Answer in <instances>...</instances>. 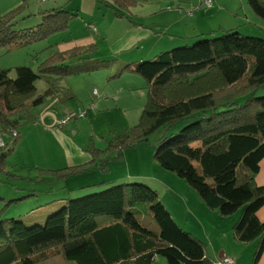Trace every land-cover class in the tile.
<instances>
[{"label":"trees","instance_id":"16d2710c","mask_svg":"<svg viewBox=\"0 0 264 264\" xmlns=\"http://www.w3.org/2000/svg\"><path fill=\"white\" fill-rule=\"evenodd\" d=\"M113 2L124 6L130 1ZM247 4L264 20V0H247ZM22 8L0 17V46L19 47L47 38L68 29L74 16L60 7L41 9L39 23L16 29L15 16ZM91 49L94 47L55 53L35 69L17 65L12 76L9 68H0L3 164L22 139L20 127L40 122L33 108L41 109L48 98L70 99V77L108 62L91 57ZM125 72L137 74L146 84V102L138 120L123 133L110 135L103 148L91 140L86 147L91 157L88 162L39 171L54 180L94 169L108 172L111 159L121 160L124 149L160 132L153 160L184 180L220 216L240 211L232 234L241 244L257 242L251 261L257 264L264 251V222L256 215L264 204V187L254 181L264 157V36H247L237 28L211 30L152 57L125 62L112 77ZM41 79L47 87L37 94L36 82ZM82 110L66 115L58 126H64V120L82 118L78 116ZM13 131L15 135H11ZM109 181L100 179L58 196L53 202L56 207H49L54 210L40 224L26 226L22 219L37 212L38 200L39 205L33 207L26 202L22 208L16 206L10 210L11 216H2L1 208L0 264H38L55 254L61 255L63 264H153L157 257L164 258L165 264L207 261L202 242L175 222L154 187L140 182L109 185ZM93 186L100 192L89 194ZM27 198L23 194L7 203L20 204ZM146 203L158 231L136 218L140 210L135 206Z\"/></svg>","mask_w":264,"mask_h":264},{"label":"crops","instance_id":"0c3cea01","mask_svg":"<svg viewBox=\"0 0 264 264\" xmlns=\"http://www.w3.org/2000/svg\"><path fill=\"white\" fill-rule=\"evenodd\" d=\"M24 1L25 0H6L5 2L0 1V17L8 11L20 5H23ZM74 1L77 5L73 3V9H70L65 4L43 5L38 9V17H35L36 20L34 23L37 24V21L39 23L41 18V14H39V12L41 9L50 10L60 7L61 9L69 11L70 13H74L73 17L75 18V20L79 21V25L83 23L84 26L86 24L89 32L84 36H81V39L83 40L86 37H92L93 41L90 42V46L94 47L96 52L98 50L99 38L107 44V48L105 51L101 52L99 50L97 53L98 57H100L101 55L107 57L100 58L101 60L108 61L104 65L107 68H110V72L106 75V80H109L107 83H105V76L103 73H101V78L93 82L92 84L84 83V77L95 74L93 73V71L89 72L90 74L84 73L81 75H75L68 79L69 87L74 89L75 92L80 91L81 88H85L88 90L86 93L82 94L81 98L83 99L84 96L86 97V95H88L85 100L90 101L87 103V107L80 108L79 111H81L82 109H86L89 105H91L93 100V96L91 94L92 89L97 90V97H99L95 104L96 109H106L110 105L111 96H115L118 92L117 90H110V84L118 80H120L119 84L121 88L128 92H131L132 90H135L137 88L143 89L145 87L146 89L145 82L140 77L136 76L137 74L135 73L125 72L117 78L112 77V75L120 69V66L123 63L135 62L141 58H149L161 51L169 50L173 46L189 43L200 33L209 32L211 30L219 28H222L223 30L232 28L241 29L239 24L223 27L222 25H219L218 22L212 24L211 26H208L207 28H205L204 26H200L202 23H198L196 17H191L194 13L192 12L193 14L191 13L190 15L188 13L194 7L195 11L199 13L200 11H203L201 10V7L200 9L196 10V8L199 6V3L194 6L196 0H129L130 2L128 4H125L124 6H120L114 3L113 0H110V2H102L100 0H80L79 2H77L76 0ZM45 2H47V0H45L44 3ZM102 4L106 8L105 11L100 9ZM252 14L254 13L252 12ZM236 16L237 14L234 15V17ZM146 17L151 18V23L145 22ZM246 17L247 18L244 19H240V17L236 18L240 22H248L249 28H254L246 30L249 35L257 36L259 33L261 34V32L257 31V27L262 25V22L264 21H262L261 18L257 17L255 14ZM94 20H101L104 23L110 21L118 22L122 25L116 27V32L109 33L108 35L110 36H105V34L103 33V28H101L102 26H99ZM32 24L31 26L36 25ZM24 27L27 28L30 26ZM69 29L70 28L64 30L63 32H67L69 31ZM58 34L59 33H57V35ZM99 34L102 35L100 36ZM33 42L36 43L37 41ZM33 42H28L24 46H19L17 50H19V52L21 53H19L18 57H15V52L10 53L12 57L11 59H9V55H5L2 59H0V68H2L4 64L6 65V63L8 64L11 62H15L18 65V63H21L22 61H27V53L29 52L27 51V53L24 54L22 53V50ZM85 43L86 42L84 40L81 41L78 39H70V37L62 38L61 40H55V42L49 40L48 44L45 46L48 51L45 58H49L51 55L58 52H69L86 47L87 45H84ZM1 48H6V46H0V49ZM9 48L13 49L16 47ZM35 48L36 54L37 45L35 46ZM31 57L34 59L33 63H36L37 55L34 56L32 54ZM26 64L31 66L28 62H26ZM36 66L37 63L35 67ZM13 67L15 66H10L8 68L11 71L13 70ZM79 80L83 82L81 87V83L79 85H77L76 83V81ZM98 82H101L100 87H94L89 90L92 85L98 84ZM51 100L52 102L55 101L62 103V106H60V110H56L55 114L51 115L52 118L49 119L48 117H45L47 112H49L47 111L48 109L45 110L47 106L46 104L43 105L41 109L33 108L31 111L37 112V114L35 113V115L36 117H38L40 122L32 125L28 124L30 125V127L25 129L24 136L17 143L12 154H14L17 150H20L26 155L30 151L31 145L34 146L33 143L37 142V151H40L42 154V163H37V166H35L36 168L40 167L44 169H59L64 166L74 167L88 162L91 157L86 151V147L90 145L91 140H93L94 144L98 148H103L105 147V141L110 136L104 138L103 140H101L103 136H100L101 138L99 137V139L97 140L93 139V137H90L89 140H86V138L84 137H82L81 139H76L75 136H71L70 133L66 132L65 130L69 129L70 131V128L72 127H67L68 122L62 127L58 126V122L60 121V119H62L66 115H70L69 113H66L68 111V108L66 107L68 104H64L65 101L59 100L57 98H53ZM89 112L92 111H88L87 113ZM125 117L126 114L124 112L119 116V120L125 119ZM31 133L37 135V141L31 140ZM51 143L55 146V148L48 145ZM51 150H54L59 154L58 158H54L49 154ZM26 159L32 160L34 159V156H30L29 158L27 157ZM112 166L113 165H110L111 173ZM30 168H34V166ZM93 181L94 180H91L85 183H92ZM254 181L257 185L264 187V157L259 163V170L254 176ZM167 186L168 190L174 191L171 187L173 185ZM186 193L192 195V193H190L189 191H186ZM27 194L28 198L21 201L20 204L26 202V204L30 205L29 207L37 205L36 192H34V190H28ZM180 197L182 201L180 203V207L185 209V214L182 218L183 222L181 224L179 223V226L182 227L183 225V227H185L188 232H190L193 236L197 237L202 242L203 250L207 257V261L203 264H213L222 257H232L235 260V264H251L257 242L253 241L247 244H241L235 241L232 234V226L235 220L240 215V211L228 217H222L217 213L216 210L209 209L199 196V199L197 197H193V201H190L185 196V194H181ZM166 208L170 213V209L168 207ZM170 215L175 220V222H177L178 219L173 217L171 213ZM256 215L260 221L264 222V204L257 210ZM228 227L230 228V230H228ZM58 256L61 255L55 254L50 258L39 262L38 264H47L48 260H52V263H55ZM58 262H62L63 264L64 261L60 257V259H58ZM163 264H165V262ZM257 264H264V251L261 254V257Z\"/></svg>","mask_w":264,"mask_h":264},{"label":"rangeland","instance_id":"374dc122","mask_svg":"<svg viewBox=\"0 0 264 264\" xmlns=\"http://www.w3.org/2000/svg\"><path fill=\"white\" fill-rule=\"evenodd\" d=\"M0 1L5 2L6 0H0ZM44 1L45 0H25L23 4V8L21 9L20 13L16 14L15 16V20H17V25L15 26V28L21 29L24 26H31L32 23H33L32 25L36 24L34 22L36 20L35 17L37 16V11L43 5L65 4L70 9H73L74 8L73 3L76 4L74 0H47V2L45 3ZM76 1L79 2L80 0H76ZM197 3L198 0H196L194 6L197 5ZM200 7L202 8L201 10H203L200 11V13L195 11L194 9L195 7L191 10L194 13L193 14L191 12L193 14V16L191 17L192 18L196 17L197 22L202 23L200 26H204L205 28H207L208 26H211L216 22H218L219 25H222L223 27L239 24L241 27V29L238 28L240 30L239 32L245 33V35L247 36H254V35H248L246 31L247 29L249 30L254 28L253 27L249 28L248 22H244V21L240 22L236 18V17H240V19L242 18L244 19L247 18L246 16L254 15L252 14L251 9L247 4V0H212V4L210 7L205 8L202 5H199L196 8V10L200 9ZM100 9L105 11L106 8L102 4ZM235 14H237L236 17H234ZM261 20L264 21L263 19ZM94 21L97 22L99 26H102L101 28H103V33L105 34V36H110L108 35L109 33L116 32L117 30L116 27L122 25L121 23L112 22V21L107 23H104L101 20H94ZM151 21H152L151 18L149 17L145 18V22L151 23ZM78 23L79 21L75 20V18L73 17V19L69 24V28H70L69 31L67 32L61 31L59 32L58 35L57 32L53 35H50L47 38L37 41L36 43L33 42L32 44H29L26 48H23L22 53L26 54L27 51L29 52L27 53V61H22L21 63H18V65L26 64V62H28L32 66V68L35 69L36 63L38 65L42 60H44V58L48 53L45 46L48 44L49 40L55 42V40H61L62 38L70 37V39H78L81 41L84 40L86 42L84 45L90 46V42L93 41L92 37H86L83 40L81 39V36H84L86 33H88L89 29L86 27V24L83 26V23L81 25H79ZM262 23H263L262 25L257 27V31L261 32V35H259L260 33L259 34L257 33L258 36H262V35L264 36V22ZM99 35L101 36L102 34ZM159 37H163V36H159ZM36 45H37V53L35 54ZM17 48L18 47L13 49L1 48L0 59H2L5 55H9L8 57L9 59H11L12 57L10 53L12 52H15L16 53L15 57H18L19 53L21 52H19ZM106 48H107V44L99 38L98 50L96 52L95 48L91 49L90 51L91 57L95 59L107 58L103 55H101L100 57L97 56L99 50L103 52L106 50ZM32 54L34 56L37 55L36 63H33L34 59L31 57ZM16 65L17 63L15 62H11L8 64L6 63V65L4 64L2 68H8L10 66H16ZM109 70L110 68H107L105 65H103L101 68L93 70V73L95 74H91V76L84 77V83L92 84L93 82L101 78V73L104 74L105 83H107L109 80H106V75L110 72ZM89 72L92 71H81L80 74L78 75ZM10 73L12 76L14 74V71L11 70ZM76 83L77 85L81 83L80 87L83 84V82L80 80L76 81ZM119 83L120 80L112 82L110 84V90L112 91L117 90L118 92L115 96H111L110 105L103 110L98 108L96 109L95 104L99 97H97V93L94 91V89H92L94 87H100L101 82L92 85L89 88V90L92 89L91 94L93 96L91 105H89L88 108L82 110L84 116L81 119L71 118L70 121H68L67 127L68 128L70 126L72 127L70 128V131L69 129H65L66 132L70 133L71 136H75L76 139H81L82 137H84L86 138V140H89L90 137H93V139L97 140L99 139L100 136H103L102 138L100 137L101 140H103L104 138H107L110 135L117 136L118 134L123 133L125 128L127 127L129 128V126L134 124L138 120L141 111L144 107V104L146 102V89L145 87L143 89L137 88L135 90H132L131 92H128L123 88H121ZM46 87L47 84L44 82V80L42 79L38 80L36 82L37 94L42 93ZM68 88L72 97L70 99L63 100L65 101L64 104H68L66 106L68 108V111L66 113L76 115L79 112V109L83 107H87V103L90 101V100L88 101L85 100L88 97V95H86V97L84 96L83 99L81 98L82 94L86 93L88 90L85 88H81L80 91L75 92L74 89L70 88L69 86ZM223 92L224 91L219 92V95H221ZM258 93L260 94V92ZM51 99L52 98H48L46 100L47 106L45 108V110L48 109L47 111H49L47 112L45 117H48L49 119L52 118L51 115H54L55 111L60 110V106H62L61 102H55V101L52 102ZM88 111H92V112L87 113ZM124 112L126 114L125 119L119 120V116ZM34 113L37 114V112L35 111ZM64 121L66 124L67 120ZM28 127H30V125L28 124H25L20 127L19 131L23 136L25 134L24 132L25 129H27ZM178 128L179 126H177L175 130H177ZM158 136H160V132L153 133L147 137L146 141L141 142L134 147L124 149L122 152L121 160H113V159L110 160L108 172H101L100 170L94 169L85 174L70 176L69 178L64 180L51 179L52 177H50L48 174L39 171L40 167L37 168L35 167L37 166V163L38 164L42 163V154L40 151H37V145H36L37 142L33 143L34 146L31 145V149L26 155L22 153L20 150H17L14 154H11L6 158L5 164H3L4 163L3 161L2 162L0 161V198L1 197L3 198V200L0 199V210L1 208L4 207V210L2 211V216H11L10 210L16 208V206L22 208L25 205V203L16 204L17 202L19 203V201L7 203L9 199H11L12 197H18V196H22L23 194H27L28 190H34V192H36L37 194V200L40 202L39 203L40 206H37L36 213L31 214V216L28 218L22 217V219L23 222L27 224L26 226L34 225L33 223L36 222L37 224H40L43 222L42 218H44V216H46L48 212L54 210V209L50 210L49 207L51 205H53L54 208L56 207L57 203H53V202L58 198V196L60 197L66 195L68 189L77 188L81 185L88 184L85 182L94 180L93 183H96L99 182L100 179H103V180H110L108 183L109 185L120 184L119 182H127V183L140 182L145 185L149 184L148 186L151 185L150 186L151 188L154 187L157 190L160 200L164 202L163 205L168 207L170 209V213L172 214V216L178 219L177 220L178 223L177 222L176 223L178 225L179 223L181 224L183 222L182 218L184 217L185 209L180 207V203L182 202L180 195L185 194V196L190 201H193V197L198 198V195L192 188H190L184 182V180L179 178L173 172L160 168L158 163H156L153 160V153L156 149V141ZM2 137L5 141L8 140V137L5 135L4 132H2ZM31 137H32L31 140L37 141V135L31 133ZM48 145L55 148V146L52 143ZM1 150L2 148H0V154H1ZM49 154L52 155L54 158H58L59 156V154L54 150H51ZM30 156L32 157L34 156V159L32 160L26 159L27 157L29 158ZM110 165H113L112 173L110 172ZM33 166L34 168H30ZM167 185L169 186L173 185L171 187L173 188L174 191L168 190ZM98 186L91 187L92 192L89 191L88 193L90 194V193L100 192V190L94 191L98 189ZM81 191L82 190H80V192ZM186 191H189L190 193H192V195L186 193ZM49 200H53V201L50 203L48 202ZM135 208L140 210L139 212H136L137 213L136 218L142 224H144L146 227L154 231L159 230L157 223L153 218L148 203H146L145 206L144 205L135 206ZM29 218H35V220L37 221L32 222L30 221ZM183 228L185 229V227ZM228 230H230L229 227ZM60 257L61 256H58L56 258L55 263H52V260H48L47 264H62V262L61 263L58 262V259H60ZM61 259L63 258L61 257ZM164 262H165L164 258L158 257L155 260L154 264H163ZM69 263L76 264L73 261Z\"/></svg>","mask_w":264,"mask_h":264},{"label":"built area","instance_id":"2783aa9c","mask_svg":"<svg viewBox=\"0 0 264 264\" xmlns=\"http://www.w3.org/2000/svg\"><path fill=\"white\" fill-rule=\"evenodd\" d=\"M199 5H202L205 8H208L212 4V0H198ZM79 117H83L84 113L81 112L78 114ZM11 135H15V132L13 131ZM3 141L0 137V145H2ZM213 264H235V260L232 257H222L221 259L217 260Z\"/></svg>","mask_w":264,"mask_h":264},{"label":"clouds","instance_id":"9594fccd","mask_svg":"<svg viewBox=\"0 0 264 264\" xmlns=\"http://www.w3.org/2000/svg\"><path fill=\"white\" fill-rule=\"evenodd\" d=\"M192 11H189L188 13L191 14ZM96 90V89H95ZM96 92V91H95Z\"/></svg>","mask_w":264,"mask_h":264}]
</instances>
